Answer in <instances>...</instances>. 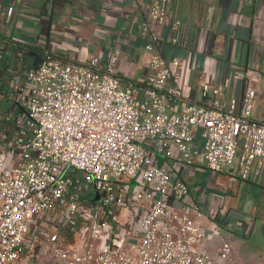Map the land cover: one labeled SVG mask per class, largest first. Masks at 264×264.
Returning a JSON list of instances; mask_svg holds the SVG:
<instances>
[{"label": "built area", "instance_id": "2783aa9c", "mask_svg": "<svg viewBox=\"0 0 264 264\" xmlns=\"http://www.w3.org/2000/svg\"><path fill=\"white\" fill-rule=\"evenodd\" d=\"M147 11L149 72L137 84L119 76V49L82 63L44 47L30 70L0 57V264H235L229 243L218 259L208 251L218 231L204 229V210L171 169L259 174L255 80L226 104L209 72L199 100L186 102L189 61L158 53L157 29L189 58L201 48L170 0Z\"/></svg>", "mask_w": 264, "mask_h": 264}, {"label": "crops", "instance_id": "0c3cea01", "mask_svg": "<svg viewBox=\"0 0 264 264\" xmlns=\"http://www.w3.org/2000/svg\"><path fill=\"white\" fill-rule=\"evenodd\" d=\"M170 1L173 14L191 26V47L201 48L189 58L169 41L164 26L156 28L157 52L167 61H189L185 101L199 100L209 72L225 84L226 104L233 98L240 103L247 82L254 79L258 98L253 115L264 123V0ZM150 2L0 0V57L25 70L17 48L24 53L50 48L58 59L82 63L94 56L105 63L119 49V76L124 84H137L149 72L144 28ZM194 134L195 144L201 145V131ZM183 170L182 175L179 168L171 172L189 185L190 199L204 210V229L218 231L206 245L211 255L218 259L221 245L229 243L235 264H264V167L246 181L237 164L214 177L202 166Z\"/></svg>", "mask_w": 264, "mask_h": 264}, {"label": "trees", "instance_id": "16d2710c", "mask_svg": "<svg viewBox=\"0 0 264 264\" xmlns=\"http://www.w3.org/2000/svg\"><path fill=\"white\" fill-rule=\"evenodd\" d=\"M20 47V46H18ZM19 50V53L22 54L23 53V67L25 70H30L33 68V59H32V55L33 54H39L41 52L40 49L37 48H33L30 50V52L24 53V49L22 48H17Z\"/></svg>", "mask_w": 264, "mask_h": 264}, {"label": "water", "instance_id": "95a60500", "mask_svg": "<svg viewBox=\"0 0 264 264\" xmlns=\"http://www.w3.org/2000/svg\"><path fill=\"white\" fill-rule=\"evenodd\" d=\"M43 59L41 57H35L33 60V68L38 69L39 66L41 65Z\"/></svg>", "mask_w": 264, "mask_h": 264}, {"label": "rangeland", "instance_id": "374dc122", "mask_svg": "<svg viewBox=\"0 0 264 264\" xmlns=\"http://www.w3.org/2000/svg\"><path fill=\"white\" fill-rule=\"evenodd\" d=\"M100 198H101V196H100V194L98 193V194H97V200H100ZM122 219H123V217H122Z\"/></svg>", "mask_w": 264, "mask_h": 264}]
</instances>
